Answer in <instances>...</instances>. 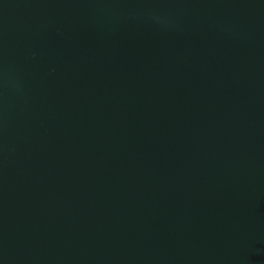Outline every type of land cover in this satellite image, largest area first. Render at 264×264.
Wrapping results in <instances>:
<instances>
[{
    "label": "water",
    "instance_id": "water-1",
    "mask_svg": "<svg viewBox=\"0 0 264 264\" xmlns=\"http://www.w3.org/2000/svg\"><path fill=\"white\" fill-rule=\"evenodd\" d=\"M0 264H264V0H0Z\"/></svg>",
    "mask_w": 264,
    "mask_h": 264
}]
</instances>
